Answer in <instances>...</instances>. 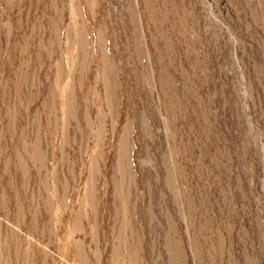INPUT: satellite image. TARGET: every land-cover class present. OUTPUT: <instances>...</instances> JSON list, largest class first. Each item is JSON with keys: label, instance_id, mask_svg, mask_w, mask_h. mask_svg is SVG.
I'll use <instances>...</instances> for the list:
<instances>
[{"label": "rangeland", "instance_id": "374dc122", "mask_svg": "<svg viewBox=\"0 0 264 264\" xmlns=\"http://www.w3.org/2000/svg\"><path fill=\"white\" fill-rule=\"evenodd\" d=\"M0 264H264V0H0Z\"/></svg>", "mask_w": 264, "mask_h": 264}]
</instances>
